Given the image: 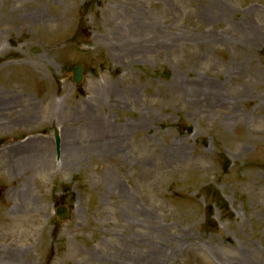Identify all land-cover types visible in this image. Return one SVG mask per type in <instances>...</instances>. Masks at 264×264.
<instances>
[{
  "label": "rangeland",
  "instance_id": "obj_1",
  "mask_svg": "<svg viewBox=\"0 0 264 264\" xmlns=\"http://www.w3.org/2000/svg\"><path fill=\"white\" fill-rule=\"evenodd\" d=\"M246 23L263 36L251 60ZM8 39L46 63L0 70V258L264 264V0H0ZM128 124L116 154L97 143ZM54 127L77 150L65 161Z\"/></svg>",
  "mask_w": 264,
  "mask_h": 264
},
{
  "label": "bare ground",
  "instance_id": "obj_2",
  "mask_svg": "<svg viewBox=\"0 0 264 264\" xmlns=\"http://www.w3.org/2000/svg\"><path fill=\"white\" fill-rule=\"evenodd\" d=\"M17 13L19 15H23V18H28V19H35V20H41L43 17L41 12L35 11L33 12L31 8H19V7H13L10 10V13ZM243 31V36L241 37L239 43H237V47L239 48V57H249V59H252V53L254 51V49L260 45L261 42H263V36L260 32L258 31H254L251 26H247V23L245 24L244 28L242 29ZM14 41L12 39H8L5 42L3 40L0 41V60H3L0 63V68L2 70L8 69L9 67H13V65H32V66H37V67H43L44 64L46 63V60L41 58L39 55H21L20 57L16 56L15 52H10L11 49L16 50L15 48H13V46L11 45V42ZM27 56V57H26ZM17 57V60H14L13 58ZM242 65V63L238 64V68H240ZM248 71H250L253 75L256 74L257 72V66L255 65V62L251 63L250 68L248 69ZM209 88L212 89L211 92L214 93L215 96H217V100L219 101V93H218V86L216 84H214L212 82V84L209 86ZM198 89H195L193 91V93H197ZM3 92H0V98H1V94ZM12 98V96L9 94L7 98H5V103H8V101H10V99ZM5 103H3V105H6ZM82 105H84L82 102H80L77 107H81ZM28 108L30 107V105H27ZM7 109V108H6ZM256 110L262 113V117H264V95H261L259 97V102L256 104ZM78 117V116H77ZM52 119H54V115L52 114ZM134 127L133 124H128L125 129H117L114 128L112 130H107L106 132V139L103 140H99L97 141V143L101 146H104L106 148H109L110 150H106V151H112L113 154H116L118 152V150H116L117 148V143H118V139L123 138L126 135V131L131 130ZM63 138H64V145H65V150H64V161L66 160V156L68 155V153H70L69 155L73 154L74 152H76L77 150H71V146L73 143L72 140V135L70 133V131H68L67 129L63 130ZM102 151V150H99ZM181 152V150H178L177 154H179ZM170 157L174 158L175 156H172L170 154ZM69 162V161H68ZM67 162V163H68ZM114 188L117 192L122 193V195H124V197L126 199H128L126 192L124 191V189L122 187H120V184L115 181L113 182ZM17 220V217L15 216H11L9 221H6L5 223H3V225L5 226V228H8L9 225H12L15 221ZM11 245H13V242L11 243ZM8 250H14V248L10 247L8 248ZM169 255H172V253L170 252ZM134 257H132L129 261H125V262H120L119 261H114L112 264H165V258L166 255L162 254V253H158L156 255H147L144 257H141V259H139L138 257H136L135 255H133ZM245 257L241 258L242 261L244 260ZM17 260L14 257H10V258H0V264H17L16 263ZM245 262V261H244ZM228 264H246V263H238V262H230Z\"/></svg>",
  "mask_w": 264,
  "mask_h": 264
},
{
  "label": "water",
  "instance_id": "obj_3",
  "mask_svg": "<svg viewBox=\"0 0 264 264\" xmlns=\"http://www.w3.org/2000/svg\"><path fill=\"white\" fill-rule=\"evenodd\" d=\"M79 72H80V66H78L75 71H74V78L78 81L80 76H79Z\"/></svg>",
  "mask_w": 264,
  "mask_h": 264
}]
</instances>
